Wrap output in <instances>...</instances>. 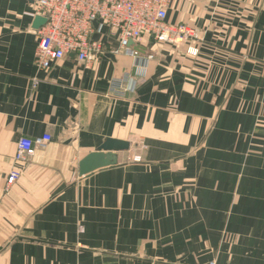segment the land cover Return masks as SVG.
I'll use <instances>...</instances> for the list:
<instances>
[{"label": "crops", "instance_id": "crops-1", "mask_svg": "<svg viewBox=\"0 0 264 264\" xmlns=\"http://www.w3.org/2000/svg\"><path fill=\"white\" fill-rule=\"evenodd\" d=\"M36 17L0 0V264H264V0H170L194 56L148 37L132 56L103 28L93 61L47 71ZM107 139L130 148L79 177Z\"/></svg>", "mask_w": 264, "mask_h": 264}, {"label": "built area", "instance_id": "built-area-1", "mask_svg": "<svg viewBox=\"0 0 264 264\" xmlns=\"http://www.w3.org/2000/svg\"><path fill=\"white\" fill-rule=\"evenodd\" d=\"M29 1L35 6L37 17L46 21L36 32L37 47L34 53V65L42 71H47L68 55H74L81 65L93 61L103 48L92 37L103 28L108 29L109 35L118 41L121 50L132 56L139 54L129 51V43H139L143 37L157 44L185 46L186 54H197V47L192 46L193 41H198L197 30L166 22L170 0ZM94 23H97V27H94ZM115 89L118 92L123 90L120 83ZM50 141L49 135L34 140L19 139L14 163H25L38 148H44ZM19 177L20 172L12 169L6 177L5 189H9Z\"/></svg>", "mask_w": 264, "mask_h": 264}, {"label": "water", "instance_id": "water-1", "mask_svg": "<svg viewBox=\"0 0 264 264\" xmlns=\"http://www.w3.org/2000/svg\"><path fill=\"white\" fill-rule=\"evenodd\" d=\"M45 19L36 17L34 27L40 29L45 24ZM97 27V23H94ZM132 42L129 43L131 45ZM129 143L107 139L96 152L84 157L78 164V176L84 177L96 170L114 167L117 164V153L128 151Z\"/></svg>", "mask_w": 264, "mask_h": 264}, {"label": "rangeland", "instance_id": "rangeland-1", "mask_svg": "<svg viewBox=\"0 0 264 264\" xmlns=\"http://www.w3.org/2000/svg\"><path fill=\"white\" fill-rule=\"evenodd\" d=\"M182 26V25H181ZM186 27V26H185ZM190 28V27H189ZM193 29V28H192Z\"/></svg>", "mask_w": 264, "mask_h": 264}]
</instances>
